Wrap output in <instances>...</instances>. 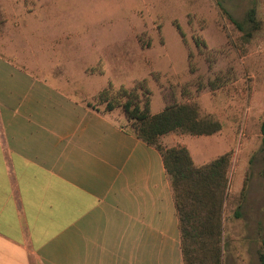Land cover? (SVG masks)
<instances>
[{"label":"rangeland","instance_id":"obj_1","mask_svg":"<svg viewBox=\"0 0 264 264\" xmlns=\"http://www.w3.org/2000/svg\"><path fill=\"white\" fill-rule=\"evenodd\" d=\"M222 7L245 26L256 9L249 39ZM0 53L94 106L110 82L133 89L143 80L152 110L198 103L222 130L173 133L197 165L232 153L221 264H260L264 0H0ZM120 111L113 117L124 125Z\"/></svg>","mask_w":264,"mask_h":264},{"label":"crops","instance_id":"obj_2","mask_svg":"<svg viewBox=\"0 0 264 264\" xmlns=\"http://www.w3.org/2000/svg\"><path fill=\"white\" fill-rule=\"evenodd\" d=\"M55 83L0 53V264H185L161 152Z\"/></svg>","mask_w":264,"mask_h":264},{"label":"trees","instance_id":"obj_3","mask_svg":"<svg viewBox=\"0 0 264 264\" xmlns=\"http://www.w3.org/2000/svg\"><path fill=\"white\" fill-rule=\"evenodd\" d=\"M222 10L247 39L258 28L255 8L248 12L245 20L249 29L223 7ZM150 94L146 80L133 89L125 86L116 88L110 82L96 96L103 108L86 104L104 114L121 110L127 122L121 124L122 127L161 152L179 216L185 264H221L223 210L229 188L232 153L227 152L209 163L197 165L188 147L169 148L162 143V137L173 132L211 136L222 130V124L210 116H202L196 102L176 104L152 114ZM261 132L264 136V121ZM260 264H264V236Z\"/></svg>","mask_w":264,"mask_h":264}]
</instances>
